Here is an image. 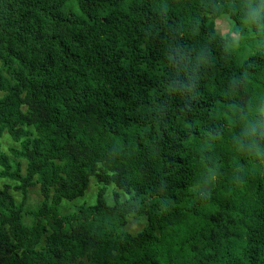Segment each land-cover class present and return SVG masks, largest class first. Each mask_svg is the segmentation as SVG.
Instances as JSON below:
<instances>
[{
  "label": "trees",
  "instance_id": "obj_1",
  "mask_svg": "<svg viewBox=\"0 0 264 264\" xmlns=\"http://www.w3.org/2000/svg\"><path fill=\"white\" fill-rule=\"evenodd\" d=\"M245 36L264 0H0V264H264Z\"/></svg>",
  "mask_w": 264,
  "mask_h": 264
},
{
  "label": "rangeland",
  "instance_id": "obj_2",
  "mask_svg": "<svg viewBox=\"0 0 264 264\" xmlns=\"http://www.w3.org/2000/svg\"><path fill=\"white\" fill-rule=\"evenodd\" d=\"M228 25L229 24L226 20L217 21V28L221 32V34H224V33L229 31ZM251 43H252V40L248 36H245L239 42H237L236 43L237 45H235V46L236 47L242 46L246 52H250V53L252 52L253 53L257 48H259L261 45L264 44V38L261 37L259 39H254L253 43L252 44ZM0 144L2 146L3 151H7L8 147L13 145V143H12V141H11V139L7 133H4L0 137ZM94 188L95 187L90 188L88 190V193L89 194L94 193L95 192V191H93ZM84 198H85V196L76 199L75 201H78V202L72 203L71 207H68L65 210L69 211V210L74 209L73 207L76 205H80L83 202ZM39 200H40L39 187L36 186L30 190L27 203L31 206H34ZM142 226H143V220H133L132 219L128 222L126 229L131 231V232H136Z\"/></svg>",
  "mask_w": 264,
  "mask_h": 264
}]
</instances>
